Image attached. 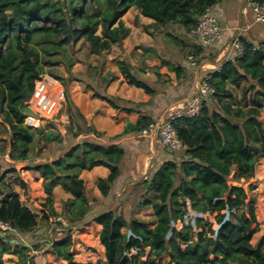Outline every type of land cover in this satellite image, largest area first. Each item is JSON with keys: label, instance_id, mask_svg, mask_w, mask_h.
I'll list each match as a JSON object with an SVG mask.
<instances>
[{"label": "trees", "instance_id": "obj_1", "mask_svg": "<svg viewBox=\"0 0 264 264\" xmlns=\"http://www.w3.org/2000/svg\"><path fill=\"white\" fill-rule=\"evenodd\" d=\"M222 1L0 0V116L12 133L13 158L28 160L37 134H42L46 141H63L60 131L33 129L25 121L32 112L27 97L32 96L37 80L46 72L45 65L57 64L59 60L52 57L59 52L66 53L67 44L84 38L95 53L122 44L131 32L122 17L133 6L144 16L153 18L155 24H175L191 34L207 8ZM241 41L245 47L243 56L224 62L220 71L212 72L213 100L204 102L199 116L178 117L173 121L186 147L173 152V157L161 160L141 183L143 200L137 207L151 206L156 224L152 227L145 219L133 214L127 216L125 212L117 213L114 208L94 215L92 219L102 225L100 240L106 251V259L97 261H77L71 251V226L81 223L95 203L89 199L86 181L80 174L95 166L108 167L110 174L101 178L98 184L103 196L107 197L114 182L121 177L130 152L119 141L106 143L101 140L105 133L89 124L76 108L85 124H78L76 129L71 124L68 128L72 132L73 145L52 161H40L26 167L38 170L43 178V190L47 194L44 206L51 211L50 215L45 212L44 218L60 215L53 200L56 186H62L73 196L65 211L70 230L68 228L65 235L56 240L47 239L56 257L68 264H264V234L256 244L252 242L253 235L260 229L256 198L250 197L247 190L255 189L251 181L256 174V163L264 157V121L261 119L264 40L256 44L241 37ZM191 47L190 52L198 57L214 58L218 53V50H208L195 42ZM66 58L70 60L68 55ZM73 64L68 61V68L71 69ZM117 64L126 81L144 89L151 100L162 92L155 82L133 72L131 63L119 59ZM164 64L175 71L177 77L169 83L176 84L185 73L183 64ZM93 75V78L101 79V91L91 81L87 82L97 96L117 111L141 112V107L146 105L107 93V86L116 75L108 81H105L107 73L102 75V69ZM53 76L67 85L66 77ZM242 82L249 83L244 90L245 94L250 93L247 107L236 101L228 87ZM31 120L36 118L29 116L28 121ZM153 120L152 116L144 115L137 123L128 122L124 131L115 137L141 134ZM11 172H17V169H3L0 164V193L3 195L0 219L11 225L8 230L0 228V264L6 253L16 254L19 264H27L24 256L29 248L20 247L16 241L13 243L11 232H32L39 224L38 213L24 204L20 194L5 183ZM20 181L26 188L25 181ZM3 183L10 189L8 192L1 188ZM151 192H156L155 199L148 197ZM190 209L215 214V220L197 216L196 231L191 223L185 222ZM176 221H182L181 228L173 225ZM216 225H219L217 229ZM12 244L16 246L12 247ZM147 248L148 258L143 259ZM166 254L169 255L167 262L163 260ZM43 257L40 256V260ZM31 258L35 263L38 256Z\"/></svg>", "mask_w": 264, "mask_h": 264}, {"label": "rangeland", "instance_id": "obj_2", "mask_svg": "<svg viewBox=\"0 0 264 264\" xmlns=\"http://www.w3.org/2000/svg\"><path fill=\"white\" fill-rule=\"evenodd\" d=\"M237 18L238 15H233L230 20L234 21ZM122 19L124 23L128 22L136 27L134 28L133 35L134 42L130 47V57H127L126 60L134 65V70H140L141 68L145 69V71H143L144 75L141 73L142 71H137L135 73L144 76L148 81L155 82L158 88L164 89V87L170 84V79H173L171 77V74L174 77H177L175 71H171L167 65L165 66L164 63L169 62L174 66L188 63L187 56L190 50H192L191 45L195 42V38L190 33H185L183 29L180 30V28L175 24L162 26L155 23L150 24L142 22L143 18L141 17L140 10L136 6L131 7L122 17ZM251 19L254 20V17L252 16ZM257 24L262 25L261 23ZM175 36H178L179 38L175 39ZM260 42H257L256 44H259ZM66 46V53L59 52L53 55V59L59 60L57 64L45 65L46 72L42 75V79L40 80V82H37V86L35 88L36 91L41 84H52L53 82L59 83V86L61 88L58 104L56 106L57 108L47 110L35 107L31 101V98V100H29L27 103L32 109V112L26 117L25 121V123L30 125L33 129H55L60 131L61 137H63V141H46L42 139V134H37L36 139L31 145L30 158L26 161L14 159L12 156L13 154L11 152L12 150L10 143L12 139V133L9 125H7L4 122L2 116H0V164L2 165L3 169H7L10 167H15L17 169V172H11L6 176L5 183L9 185V188H12L20 194L21 200L24 204L29 206L34 212L38 213L39 224L32 231V234L30 236L24 237V239H22L20 231H10L12 233V236L14 237L12 241L14 240L16 241V243L17 241H19L20 243H24V241H26L30 244L31 247L28 249L27 255L24 256V261L27 264H42L39 262L40 256L45 255L47 257L50 252L52 253L51 243H48L47 239L56 240L57 238L63 237L65 235V232L68 231V228L70 230V226L65 217V211L67 208L66 205H69L70 199L73 196L68 198L61 190H59V192L57 193H54L53 190V200L55 205L54 207L60 215L44 218V213L46 212L48 215H50L51 211L50 209H48L49 207L44 206L47 194L43 190V178L41 177L38 170L26 169V167L33 166L35 163H38L40 161H52L59 155L63 154L74 143L72 132H70L68 128L71 127V124H73V129H76L78 124H85L77 114L76 108L78 106L73 99L74 95L72 93V88L76 83L75 80H83L87 76L88 81H91L92 83L97 85V87L100 88L99 91H101V79L99 77L93 78V74L100 71V69H102V75L107 73L105 81H108L110 77L114 75L111 70L104 73L106 68L109 66H111L110 69L114 68L115 71L120 73L121 76H124L117 64V61L113 60L112 62H108V59H106L105 56L102 55L103 53H93L90 48V44L84 38H80L79 40L71 42ZM119 50L120 46H117L114 50V53H119ZM66 55H68L70 57V60L74 63L71 69H69L67 66V62L70 60L69 58H66ZM204 57H207L208 59L212 58L207 55H205ZM199 59L201 60V57ZM157 68L158 71H156ZM53 74L66 77L67 85H64L62 81L55 78ZM93 79H95L94 82ZM247 86H249L248 82L228 85L229 89L233 92L236 101L242 104L244 107H247L250 102V93L247 91V93L245 94L244 92ZM193 87L194 84L192 85L191 90H194ZM195 87L197 88V86ZM196 88L192 92V95L195 93ZM35 91L33 92L32 97ZM93 91L96 95V91L94 89ZM208 100L211 102L213 100L212 96L208 97ZM79 110L84 114L81 108H79ZM169 111L170 109L167 112L168 114ZM162 113H164V111H162L161 114ZM29 116L35 117L37 121L31 120V123L30 121H28ZM114 119L118 120V115L114 116ZM261 119L264 121V108L261 111ZM87 121L89 124H94L90 119H87ZM84 135H86V133H84ZM143 138L147 139V137L142 135V133L140 135L138 133L132 134L133 141H136V143L140 144L138 146L139 152L137 153L135 159H133V156L131 157L132 154H130L128 160L125 162L126 170L128 169L130 173H135L133 177H136V179L132 180V184H130L132 187L128 189V191L121 192L119 196L116 194L112 198H106L101 202L96 198L94 199V187H91L90 184L88 185L86 182V191L88 190L87 195L90 199L93 198L95 200V203L91 212L81 223L71 226L70 233L73 239L71 251L73 252L77 261L86 262L90 260L97 261L99 259H106L105 247L100 240L102 226H99L97 222L92 219L94 215L103 210L114 208L116 209L117 213L125 212L127 216L133 214L136 217L145 219L152 227L156 224L157 218L151 206L137 207V204L143 200V191L141 190L143 188V186L141 185L142 181L149 177L150 169L157 166L160 162L158 160L155 161V157L153 158V155H151V167L147 169L148 172H145L144 174H142V172H137L138 165L135 166V160L139 162L140 158V161L143 163L144 159L142 158V156L146 157V154H149L146 153V150H150V146L148 149H146V145H143V143L141 142L144 140ZM121 139H123V137L117 138L115 137V135L110 136L107 134L101 137V140L106 143L114 141L121 142ZM160 145L162 144L160 143ZM14 155L16 156L18 155V153H15ZM35 175L39 176L35 177ZM20 179L25 181V183L27 184L26 188L22 187ZM251 182H253V184L255 185V189L247 188V190L250 197L256 198L255 209L260 224L259 231H257L252 238L253 244H256L264 234V157L259 159V161L256 163V174ZM6 184L3 183L1 185V188L4 191L8 192L10 189L8 188V186H6ZM98 184L99 182L97 183V186ZM247 185L248 183L245 184L246 187ZM156 195V192H151L150 194H148V197L150 199H155ZM197 216H205L211 220H215V214H210L209 212L198 213L190 209L185 216V222L191 223L196 231L197 229L195 218ZM173 225L179 229L182 227L183 223L182 221H176L173 222ZM218 227L219 225H216V229ZM62 232H64V234ZM128 232L130 233V231ZM194 238H196V235L194 236ZM14 246L16 245L12 244V247ZM148 250V248L145 250V253L142 256L143 259L148 258ZM37 252L40 253L37 254ZM32 255H38L35 263L31 258ZM54 257V260L50 264H68L66 260L60 259L55 255ZM163 260L167 262L169 260V255L166 254L163 257ZM31 261L33 263H31Z\"/></svg>", "mask_w": 264, "mask_h": 264}, {"label": "crops", "instance_id": "obj_3", "mask_svg": "<svg viewBox=\"0 0 264 264\" xmlns=\"http://www.w3.org/2000/svg\"><path fill=\"white\" fill-rule=\"evenodd\" d=\"M250 1L251 0H223L221 3L215 6V8L218 9L220 14V23L226 43L234 37V35L236 34V28L239 26H243L245 28L242 33V37H245L248 41L257 43L264 40V25H259L251 19V17L253 16V12L250 6ZM233 15H238V18L234 21H231L230 18H232ZM141 17L143 18L142 22L150 24L155 22L153 18L144 16L143 14H141ZM125 24L131 28V32L123 40L122 45L114 44L109 50L104 51L102 54L105 56L106 59H108V62H112L113 60L117 61L119 59L126 60L127 57H130L129 52L131 50L130 47L134 42L133 35L134 28L136 27H134L128 22H126ZM117 46H120V50L119 53L116 54L114 53V50ZM214 50H218V53L214 58H211L212 60L207 58L208 61H210V63H206V67L208 68L213 67V65L220 64V59L221 55H223L224 46L216 47ZM126 61L129 62L128 60ZM183 67L185 73L182 74V76L179 78V81L176 84H169L164 87V89H162V92L158 94L153 100H151V96L146 93L144 89L128 83L124 79V76H121L120 73L115 71L114 68L110 69L111 66L106 68L104 73L111 70L114 75H116V78L107 86V92L125 99L133 100L135 102H145L146 105L141 107V112L126 110L117 111L110 103L95 95V92L93 91L92 87L87 82V76L82 81L75 80L76 83L73 85L72 88V93L74 95L73 99L76 102L77 106L82 109L85 114V117L88 120L90 119L91 121H93L95 127L98 130L105 132V134L110 136L121 134L124 131L125 126L128 122L137 123L144 115L152 116L154 119L167 117V112L170 108H176L178 105L185 102L192 95V92L195 90V86H197L198 83L197 76L200 73L202 74L203 71L198 68L195 69L194 67H191L189 63H184ZM134 69L135 67L133 65V72L142 71L141 73L143 74V71H145L144 68H141L140 70ZM156 71H158V68L156 69ZM171 77L173 79L176 78L172 74ZM193 84L194 90H191ZM162 111H164V113L161 114ZM116 115H118V120L114 119V116ZM132 134L137 133H127L121 135L120 138L123 137V139H121L122 141L120 143L130 152V154H132L131 157L133 156V159H135L137 153L139 152L138 146L140 143H136V141H133ZM128 136L131 138H129ZM141 142L143 143V145H146V149H148L150 146V150H146V153H149L146 154V157L142 156V158L144 159L143 163L140 161V158L139 162L135 160V166L138 165L137 172H142V174L148 172L147 169L151 167V155H153V158L155 157V161H161L163 159L173 157V153L165 149V147H163L162 145H160V142L156 137H147V139H144ZM124 168L125 169H122L121 177L114 182V184L112 185V190L109 196L107 197L103 196V194L100 192L97 183L101 178H105L110 174V169L108 167L99 165L91 169H86L81 173V177L87 182L88 185L90 184L91 187H94V199L96 198L102 202L106 198H112L116 194L119 196L121 192H126L132 187L130 184H132V180L136 179V177H133L135 173H130L128 169L126 170V166ZM152 169H150V171ZM37 176L35 175V177ZM59 190L64 192V194L68 198L72 197V195L64 191L63 187L60 185L54 188V193L59 192ZM2 198L3 195L0 193V200ZM94 199H90L91 202L94 201ZM98 225L102 226L100 224ZM31 234L32 232H21V237L22 239H24V237H28ZM16 244L20 246L25 245L28 248L31 247L30 244L26 241H24V243H20L19 241H17ZM40 252H37V254ZM54 258V253L50 252L47 257H43V259H41L39 262L43 263V261L46 260L45 264H50L54 260ZM3 260L4 264H19V257L16 254L6 253L3 256Z\"/></svg>", "mask_w": 264, "mask_h": 264}, {"label": "built area", "instance_id": "obj_4", "mask_svg": "<svg viewBox=\"0 0 264 264\" xmlns=\"http://www.w3.org/2000/svg\"><path fill=\"white\" fill-rule=\"evenodd\" d=\"M250 6L254 22L264 24V1L251 0ZM244 29L243 26L237 27L234 37L226 43L218 9L215 6L207 8L197 26L192 29L191 35L195 38L194 41L197 45L207 49L214 50L216 47L224 46L220 64L208 68L206 63H210V61H208L207 57L203 56L200 60V57L194 52H190L187 56L189 65L203 71L202 74L200 73L197 76L198 83L195 93L176 108H170L167 117L154 119L142 131V135L158 138L159 142L172 153L183 150L186 147L183 140L179 137L173 121L178 117H196L200 115L204 102L215 92L214 86L210 83L212 72L220 71L224 62L234 61L243 56L245 47L241 37ZM41 79L37 80V82H40ZM0 228L8 230L11 229V225L0 219Z\"/></svg>", "mask_w": 264, "mask_h": 264}, {"label": "bare ground", "instance_id": "obj_5", "mask_svg": "<svg viewBox=\"0 0 264 264\" xmlns=\"http://www.w3.org/2000/svg\"><path fill=\"white\" fill-rule=\"evenodd\" d=\"M38 87V90L35 91L32 97V103L34 106L42 109H56L59 95H60V86L59 83L53 82L52 84L44 83Z\"/></svg>", "mask_w": 264, "mask_h": 264}, {"label": "water", "instance_id": "obj_6", "mask_svg": "<svg viewBox=\"0 0 264 264\" xmlns=\"http://www.w3.org/2000/svg\"><path fill=\"white\" fill-rule=\"evenodd\" d=\"M32 96H28L27 97V101L31 100Z\"/></svg>", "mask_w": 264, "mask_h": 264}]
</instances>
